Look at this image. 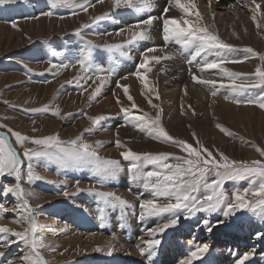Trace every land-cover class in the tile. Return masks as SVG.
Segmentation results:
<instances>
[{"label":"rangeland","instance_id":"rangeland-1","mask_svg":"<svg viewBox=\"0 0 264 264\" xmlns=\"http://www.w3.org/2000/svg\"><path fill=\"white\" fill-rule=\"evenodd\" d=\"M92 2L95 3V0H92ZM106 2L107 0L103 3L100 11H93V9L90 10L89 8L85 15L87 17H81L73 25L59 32L52 29L49 21H54L52 23L54 28L63 24L59 22L64 19H70V16L73 15L71 9L54 7L51 4V0H14V2L0 4V122L29 137L59 134L61 140L68 141L83 134L84 141L89 144L95 145L97 141L102 142V146L97 148L101 157L119 160L125 169L115 179L107 180L101 185L97 183V175L88 168L66 169L57 175V166L55 164L37 159L33 162L34 171L43 177V179L29 184L26 176L28 162H24L22 165L24 173L22 185L26 190L33 191L39 197H28V199L32 206L34 217L39 225L40 234L44 237V242L47 245L57 249L55 252L47 248L41 249L42 255L48 261V264H85L112 260L125 264H134L133 262L137 263L141 257L136 252L135 256L131 255L130 250L132 249H125V246L121 245L115 248L116 250L112 256H108L104 252L98 253L94 250L97 246L103 248L112 239L113 233L116 235V240L114 241H134L131 240L128 232L134 222H142L138 219L139 202L142 199L153 198L151 190H145L139 182H133L130 179L127 172L129 162L124 161L119 156L120 153L110 154L109 150L111 148H116L118 151L124 150L115 146V141L118 138L116 132V134H113L111 140L106 139L108 138L107 135L110 129L115 130L118 125H121L130 130L133 129V133L136 132V135L144 139L146 138V140L154 141L159 145L155 149H152V151L142 148L134 150L133 147L135 145L131 146V142L128 139L120 140L127 148L136 153L184 155L171 143L153 140L146 134L140 133L131 125L125 126L123 115L120 113L121 105L116 103L113 113L108 112L109 107L98 108L97 102L102 95L95 100L90 99L92 83L91 80L87 79V76L91 75V73L83 75L84 72L79 68V65L74 67L75 71L70 69L72 66H69L67 69L60 68L48 71L50 64L60 65L68 63L69 61H75L83 55L87 48L85 40H92L96 45L101 46L105 43H121L124 41L119 38L101 36L107 34L104 31L105 27L108 23L115 21L113 14L118 11H112L111 4L106 7ZM212 2L214 3L215 11H218L216 8H218L219 0H212ZM110 9L111 12L109 11ZM76 11V15L79 16H83L85 13L79 9ZM47 12H52L53 15L46 16L42 14ZM101 13H109L107 19L93 23L92 18L102 15ZM58 19L62 20L57 21ZM251 20L245 19L247 25L252 29V32L250 31L251 34L247 32L246 27L241 30L239 22L227 28V30H232L233 34L221 31L216 25H207L210 31L218 32L221 39L235 46L232 51L222 53L229 60L239 61L238 63L225 65L231 71L251 74L254 72L256 66L262 63L259 58H249L250 54L246 49L251 47L255 52L264 54V17H258L257 21H253V23H251ZM33 21L36 22L33 24L31 23ZM12 23H16L17 27L13 28ZM257 23L260 25L259 28L256 26ZM35 24H38L40 29H37V26H34ZM83 24L91 26L83 29L84 39H81V37L75 35V30ZM130 47V45H125L126 51L129 54H131L129 51L131 50ZM92 54L96 65L99 64L98 66L105 68L110 66L115 67V74L112 76V78H116L115 80H119L121 75L123 77L125 74L131 72V70H133L131 74L136 71L132 67L131 62L123 63L128 58L121 56L119 52L108 53L101 47L93 49ZM208 55L213 59L216 58L211 53L207 54L206 58ZM105 56L109 58L107 61L108 65L104 64ZM206 60L211 59L208 58ZM184 65L187 66V64ZM120 66H125L127 71L125 70L124 73ZM27 69H31V71L29 72ZM80 70L81 72H79ZM207 72L212 73V70ZM93 78L95 77L93 76ZM224 82L227 83V80ZM216 87L218 89L217 95L221 97V101H224L230 107L225 106V108L224 105L214 102L215 105L209 111L208 116L203 118L202 112L196 113L194 111L195 114H193V110L190 108L184 111L185 114H181L182 106L179 105L178 113L175 114V117L178 116L187 120L188 122H185V124L189 125L191 130L185 132L181 130L177 135L175 133L177 125L175 127L172 126V123H175L174 115H172L173 118L171 119L164 112L162 117L163 126L176 139H182L193 144L192 133L194 132L200 142L212 150L214 154L217 151L222 152L230 159L235 160L252 161L264 159L254 147L264 148V110L255 105L237 106L232 104L224 98L230 94V89ZM157 88L160 93L162 87L158 85ZM84 89L87 90L85 91ZM261 97H264V86L248 89L238 94V98L244 100H258ZM5 101L8 103H5ZM153 103L159 104L163 108L161 98L156 100L153 96ZM45 105L50 106V111L36 114L28 111L32 108H41ZM127 105L129 106V103L124 106ZM137 105L143 112H147L153 117L155 116L156 110L151 108L150 105H140L139 102ZM57 108L60 111V116L54 115ZM101 115L105 116L106 119L102 120L99 125L93 126L88 117ZM114 117L120 121L117 126L112 123ZM217 123L229 129L233 135L228 136L220 132L215 126ZM33 128H37L38 131L33 132ZM86 129H92V132H85ZM187 130L189 129L187 128ZM201 130L204 132H201ZM0 131L5 130L0 129ZM26 147L31 148L34 146L27 144ZM106 151L108 153L105 155ZM45 164L47 165L46 167ZM144 170L153 171L157 169L154 165H147ZM48 181H55V183H48ZM61 181H64V183H61ZM76 181H79L81 189H88L94 186L100 191L114 192L131 204L136 205V207L135 209H125V215L122 217L119 208H107L94 194H89L87 191L76 192ZM14 183L13 177H0V186ZM249 185L250 180H225L223 191L231 198L234 191H242L248 188ZM129 187L133 190H130ZM64 191H68L71 195L66 198L62 194ZM160 199L163 202V198ZM0 203L6 205L9 209L5 213V217L0 218V225L7 226L16 231H23L26 225L13 223V220L18 215L15 212L17 208L15 198L11 195L3 196L0 194ZM101 209H104L105 215L103 227L99 219ZM67 212L69 213L67 214ZM71 212L76 213L78 220L74 222L71 220ZM167 215L159 216V224L166 220ZM204 219H207L210 225L213 226L211 232L207 231L202 225L201 221ZM89 221L93 223V226L87 230L85 225H88L86 222ZM218 221L222 222L217 223ZM144 222L145 220H143ZM78 225H81L82 229L78 230ZM121 225L123 226L121 227ZM96 228L100 229L102 233H98ZM179 229L184 230L179 239L188 240L186 244L188 243L193 250L196 245L204 243L209 245L208 252L195 260L194 264H198L202 260H206L208 263L213 262V264H237V261L243 254L253 250L255 254L246 264H252L255 261H260L264 264V239L260 241L255 238L257 232H264V219L259 215V209L237 212L234 216L227 218L223 216L222 211L211 214L198 212L190 219H186L181 214L177 226L166 230L165 233L157 237L161 240L158 248L162 247L165 241ZM224 232L228 233V237H223ZM99 235L104 237L102 238ZM239 236H242L241 238L245 240L243 243L236 241V239L234 240V238ZM50 238L57 239L59 243L49 242ZM11 239L14 240L15 237H11ZM114 241L112 243L115 246ZM189 241L193 243L190 245ZM250 245H253V248ZM22 247V244L14 243L9 248H0V250L5 252V256L0 258V264H2V261L9 259L13 260L14 264H16ZM130 248L133 247L131 246ZM60 253L63 254L61 255Z\"/></svg>","mask_w":264,"mask_h":264},{"label":"snow or ice","instance_id":"snow-or-ice-1","mask_svg":"<svg viewBox=\"0 0 264 264\" xmlns=\"http://www.w3.org/2000/svg\"><path fill=\"white\" fill-rule=\"evenodd\" d=\"M14 2V0H0V4ZM105 0H95V3H104ZM113 11L131 10L134 13H150L155 7L154 0H109ZM243 7L247 8L253 15L251 19L256 22L257 14L264 16V9L257 0H249V3L243 4L242 0H237ZM95 3L92 0H51L54 7H64L72 10V14H77V9L88 12L89 8H94ZM212 0H208L211 7ZM177 9L181 13L180 16H171L169 13ZM46 16H52V12L42 13ZM109 13L92 18L93 23H98L107 19ZM213 20L215 13H212ZM161 22V38L165 42V47L170 42L180 45L178 52H165V47L157 49L156 47L146 48L141 54L140 62L137 70L133 73L136 79L143 86L142 95L145 96L151 108L155 109V116L149 115L139 109V106L130 94L129 85H121L119 80L116 82V88L122 89L123 95L129 102V106L121 103L120 97L116 96V103L120 106V113L123 115L125 126L131 125L140 133L146 134L153 140L171 143L180 152L181 156H174L171 153H136L127 148L119 138L115 141V146L124 149L120 152V156L124 161L129 162L127 172L133 182H139L145 190H151L153 198L142 199L139 202L138 219L143 221L150 217H159L168 214L163 223L148 230L149 239L141 237V245H137L139 254L146 256L151 261L157 255V249L161 244V240L157 237L166 232V230L178 225L181 214L186 219H190L198 212L215 213L221 212L224 217L234 216L241 211H255L259 209V215L264 219V159H256L252 161L230 159L222 152H214L202 144L196 134L193 132V143H189L182 139H176L168 133L162 124L163 108L153 103V96L156 100L160 99L157 86L149 87L147 73L152 71V65L160 64L162 61L174 60L178 55H182L183 50L190 49L191 56L186 58L189 65V74L191 80L195 84L202 86H210V92L213 97L218 93L219 87L230 89V94L225 96V100L237 106L255 105L264 110V97L258 100H244L238 98V94L248 89L264 86V54L255 52L251 47L246 51L250 54L249 58H259L262 62L258 64L253 73H239L229 70L225 65L230 63H238L239 61L229 60L222 53L232 51L234 45L221 39L218 32L209 30L204 16L197 8L194 0H168V5L163 8L159 17L148 15L147 18L138 20L134 24L128 25L126 28L117 30L116 35L125 36L126 39L121 43H105L104 45H96L92 40H85L87 48L83 55L75 61L62 63L60 65L50 64L48 71L53 69L64 68L69 66L79 68L85 73H91L87 76L92 84L96 87L91 93L90 99L95 100L102 93L103 87L110 82L111 77L115 74V67L105 68L94 63L92 50L101 48L108 53L119 52L121 56L132 59L125 45H131L140 41L151 38V30L154 24ZM89 24H83L75 30V35L83 37V29L90 27ZM260 27L259 23L256 25ZM12 27L16 28V23H12ZM110 35V34H109ZM239 38V37H237ZM164 53L159 55L157 53ZM213 54L216 58L211 60L198 59L202 54ZM193 66L195 71H193ZM210 70H217L220 80L203 79L201 75ZM31 71V69H27ZM95 79H92V77ZM121 79H127V76ZM227 80V83L224 81ZM97 81L99 83L97 84ZM85 91L87 89H84ZM184 95H188L187 86L183 89ZM115 95V92L113 93ZM5 103H8L5 101ZM191 106L189 105V108ZM33 114L44 113L50 111V106L45 105L41 108H32L28 110ZM181 114H185L182 106ZM193 114L194 111H193ZM54 115L60 116L57 108ZM63 118V117H61ZM92 125H99L106 119L105 116L88 117ZM35 123V121H33ZM216 128L225 135L232 136L222 124L217 123ZM0 177H13L15 183L11 185L0 186V194L15 198L17 208L15 212L18 214L13 223L26 225L23 231H16L7 226L0 225V248H9L14 243H20L23 247L20 250L18 262L16 264H48V261L42 255L41 249H50L55 252L57 249L51 247L44 242V237L40 234L39 225L34 217L32 206L28 197L39 198L36 193L26 190L22 185L24 173L22 165L27 161V182L42 180L43 177L34 171V160L42 159L48 163L57 166V175L62 170L75 168H88L94 172L97 177V183L101 185L107 180L115 179L125 169L121 165V161L103 158L99 155L97 148L102 146V142L97 141L95 145L84 141L83 134L64 141L61 140L59 134L47 135L43 137H29L19 131L13 130L7 124L0 122ZM33 132L38 131L37 128L32 129ZM85 132H92V129H86ZM117 133V137H118ZM31 144L34 147H26ZM18 146V147H17ZM256 151L261 157H264V148L256 147ZM147 165H154L157 170L145 171ZM47 165L45 164V167ZM211 177V179H210ZM225 180L241 181L250 180L248 188L242 191L236 190L232 193L231 198L223 191V183ZM55 183V181H48ZM64 183V181H61ZM203 189V191H201ZM87 191L94 194L99 200L111 209L119 208L121 216L125 215V209H135L136 205L116 195L114 192L100 191L97 188L89 187L81 189L79 181H76V192ZM66 198L71 194L68 191L62 193ZM251 197V198H249ZM160 198H163V202ZM42 207V206H41ZM9 209L3 203H0V218L5 217ZM101 226H104L105 215L104 209H101L99 216ZM218 221L217 223H221ZM207 231H212V225L207 219L201 221ZM123 225H121L122 227ZM15 237V239H11ZM256 239H264V232H257ZM116 240L115 233L112 239L101 248L97 246L94 250L98 253L104 252L108 256H112L115 252V246L112 241ZM193 242L189 241L191 245ZM209 250V245L204 243L196 245L189 256L179 261V264H193L194 260L201 258ZM67 251V249H65ZM61 255L63 253H60ZM254 250L243 254L237 261V264H246L254 256ZM5 256V252L0 250V258ZM2 264H14L13 260L2 261Z\"/></svg>","mask_w":264,"mask_h":264},{"label":"bare ground","instance_id":"bare-ground-1","mask_svg":"<svg viewBox=\"0 0 264 264\" xmlns=\"http://www.w3.org/2000/svg\"><path fill=\"white\" fill-rule=\"evenodd\" d=\"M182 2H184V0H182ZM194 2L196 3L199 11L202 12V14L204 16V21L206 22L207 25H211V26L216 25L221 31H225L226 33L233 34L232 30H227V28L230 27L232 24L234 25V24H237L239 22V25L241 27L240 29L243 30V28L246 27L247 32L251 34L252 29L249 25H247V22H245V19L247 18V19L251 20V16L253 15V13H251L247 8L243 7L241 3H238L237 0H219L218 8H216V9H218V11L217 10L215 11L213 2L211 3V7H209L208 0H202V1L194 0ZM242 2H243V4H247V3H249V0H242ZM257 3H260L262 6V9H264V0H257ZM154 4H155V7L151 10L150 13H134L131 10H118L116 13L113 14V16L115 17V21L108 23V25L105 27L104 31L107 34H104L101 36L102 37H110V38H119L121 40H125L126 39L125 36L116 35L117 30H119L121 28H126L128 25L134 24L140 19L147 18L148 15H153V16L159 17L163 8L168 5V0H154ZM109 5H110V2H109V0H107L106 7H108ZM102 7H103V3L102 4L101 3L95 4V7L90 8V10L93 9V11H100L102 9ZM109 11L111 12V9ZM212 13H215L214 20L212 17ZM86 14H87V12H85L83 14V16L72 15V16H70V19H64V20L58 19L57 21L62 20L59 23H63V24H60L55 28H54V25L52 24V23H54V21H49V24L51 23L52 29L54 31L59 32V31H62L64 28H67L68 26L73 25L74 22L80 20V18L84 17ZM169 15L180 16L181 13L179 12V10L173 9L169 13ZM261 16L262 15L257 14V18L261 17ZM85 17H87V16H85ZM262 17H264V16H262ZM35 22L36 21H33L31 23L34 24ZM251 23H253V20H251ZM109 24H110V26H109ZM34 26H37V29H40V26L38 24H35ZM161 26H162L161 22L157 21L154 24L153 29L151 30V38L150 39L131 44L130 45L131 50H129V51L131 52L130 56L132 57V59L124 60L123 63L131 62L132 67H134L137 70V65L140 62L141 54L145 51L146 48L156 47L157 49H159L161 47H165V42L161 38V31H160ZM125 50H126V48H125ZM180 50H181L180 45H177L174 42H170L167 45V47H165V52H178ZM157 54L163 55L164 53L158 52ZM206 55L207 54H202V56L199 57L198 59H203V60H206L208 58L213 59L209 55L206 58ZM190 56H191V50L190 49L183 50L182 55H178L174 60L162 61L160 64L152 65V71L147 73L149 87H152L153 85H155V86L159 85L160 87H162L159 95H160L161 100L163 101V105H162L163 110H164V113L166 115H169V117L171 119L173 118L172 115H174L175 123L174 124L172 123V126L175 127L177 125L175 127V129H176L175 133L176 134L177 133L179 134V131L181 132V130H183V132L191 130L190 126L185 124V122H188L187 120H184L178 116L175 117V114L178 113L179 105L183 106L184 111L185 110L187 111V108H189V105H190L191 106L190 109L195 111L196 113L202 112L203 118H205V116L206 117L208 116L209 111L213 108V105H215L214 102H217V104L224 105V107L229 106L224 101H221L222 99L219 95H217L215 97H213L211 95V92L209 90L210 86H202V85L195 84L192 82L189 71H188L189 65L186 63V58H190ZM108 60H109L108 56H105L104 64L108 65V62H107ZM184 64H187V66H185ZM120 68L122 71H124V73H125V70L127 71V68L125 66H120ZM70 69H73L75 71L74 67H72ZM195 70L196 69L193 66V71H195ZM132 71L133 70H131V72ZM79 72H81V70ZM131 72H129L128 74H125L123 76V77L127 76V79H121L122 75H121V77L119 76L120 77L119 83L121 85H129L130 86L129 87L130 94L134 97V100L137 101L136 103L139 102L140 105H146V106L149 105L145 96L142 95V92L144 91L143 86L136 79V77L133 75V73L131 74ZM83 75H86V74L83 73ZM198 75H201L203 79L220 80V78H221L220 75L218 74V72L217 71L215 72V70H212V73L205 72L203 74L198 73ZM217 76L220 78H218ZM92 79H95V78L92 77ZM115 79L111 77L110 82L107 83L103 87V89H102L103 93L101 94L102 97L97 102L98 108L109 107L108 112H110V113H113V111H115L116 96L120 97L121 103L123 105L129 103L128 100L126 99V97L123 95L122 89L116 88V82L118 80H115ZM98 83H99V81H97V84ZM91 85H92V88L90 91L92 93V91L94 90L96 85L95 84H91ZM185 86H187V90H188V95H186V96L184 95V91H183ZM217 86H219V85H217ZM114 92H115V95H113ZM150 112H152V111H150ZM108 115H110V114H108ZM81 121L83 122V120H81ZM112 123H114V125L117 126L120 123V121L118 119H116V117H114L112 120ZM187 128L189 130H187ZM202 131L203 130H201V132ZM115 132L119 134L118 138L120 140L128 139V141L131 142V146L135 145L133 147L134 150L142 148V149H148V150L152 151V149H155L157 146H159L154 141L153 142L149 141L148 138H147L148 140H146V138L144 139L143 137L136 135L135 134L136 132L133 133V129L130 130L129 128L122 127L121 125H118L115 128V130L110 129L109 133L107 135L108 138H106V139L111 140L112 136ZM140 135H142V134H140ZM114 136H116V135H114ZM130 142H128V143H130ZM109 144H110V141H109ZM109 151H110V154H117V153L119 154L121 150L118 151L116 148H114V149L111 148ZM107 153H108V151H106L104 154L106 155ZM119 156H120V154H119ZM129 188H130V190H133L131 187H129ZM128 191H129V189H128ZM142 195H145V194H142ZM58 209H61V208H58ZM68 213L69 212H67V214ZM76 216L77 215L74 212H71V217L69 215V217L71 218V220L73 222L78 220ZM159 218L160 217L151 218V219L148 218V219H145L144 223H143V221L140 223L134 222L132 224V226L130 227L129 232H128L129 237L131 238V240H134V241H129V240L128 241H114L115 248H118L120 245L125 246V249H128V250L132 249V250H130V254L135 256V252L139 253V249H138L137 245L142 246V242H141L140 238L141 237H143V239H149L150 238V237H148L147 232H148V230H150L153 227H156L159 224V222H160ZM86 223L88 224V225H85V228L87 230L89 228H92L93 223L91 221L86 222ZM79 229H82L81 225L78 227V230ZM96 230H98V233H102L100 229L96 228ZM183 232H184L183 229H179L176 232H174L172 234V236L165 241L164 245L157 249V255L151 261H149L146 256H144V257L141 256L137 263L136 262H133V263L134 264H179V261L187 258L189 256L190 252L193 250L192 247L188 245V243L186 244V242L188 240H185V239L180 240L179 239L180 236H182ZM99 236L102 238L104 237L102 235H99ZM223 237L224 238L228 237V233L224 232ZM241 237L242 236L236 237V238H234V240L236 239V241L243 243L245 240ZM49 240H50L49 242H51V243L52 242H58L59 243V241L57 239H54V238H50ZM55 240H57V241H55ZM258 240L261 241L262 239H258ZM258 240H256V241H258ZM64 242H66V241H64ZM131 246L133 248H130ZM250 246L252 247L253 245H250ZM251 247H250V249H251ZM194 263H195V260L193 261V264ZM79 264H83V263H79ZM85 264H125V263L117 261V260H112V261H104V262H99V263L94 262V263H85ZM198 264H213V262L208 263L206 260H202ZM252 264H263V262L255 261Z\"/></svg>","mask_w":264,"mask_h":264}]
</instances>
